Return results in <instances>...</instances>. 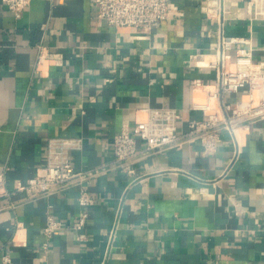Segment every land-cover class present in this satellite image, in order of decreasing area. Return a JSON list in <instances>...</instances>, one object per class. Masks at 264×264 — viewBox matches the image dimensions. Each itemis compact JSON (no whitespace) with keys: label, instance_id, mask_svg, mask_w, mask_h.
<instances>
[{"label":"crops","instance_id":"crops-1","mask_svg":"<svg viewBox=\"0 0 264 264\" xmlns=\"http://www.w3.org/2000/svg\"><path fill=\"white\" fill-rule=\"evenodd\" d=\"M169 3L161 25L145 33L97 20L94 0H32L19 18L0 0V169L8 165L7 186L35 175L57 136L81 137L72 163L97 170L82 183L95 196L83 240L72 227L81 184L35 198L19 194L15 208L0 200V264H264V119L237 129L238 145L225 130L210 152L184 136L181 146L139 158L133 176L105 167L114 160V135L132 128L144 109L176 108L178 134L204 116L191 108L207 98L193 80L215 82L207 62L218 22L204 12L207 0ZM222 3L225 33L250 37L254 60L264 59V20L254 18L248 0ZM38 44L62 53L63 63L37 64ZM48 212L62 221L50 238L43 231Z\"/></svg>","mask_w":264,"mask_h":264},{"label":"built area","instance_id":"built-area-1","mask_svg":"<svg viewBox=\"0 0 264 264\" xmlns=\"http://www.w3.org/2000/svg\"><path fill=\"white\" fill-rule=\"evenodd\" d=\"M9 11L19 18L32 0H2ZM253 16L264 20V0H248ZM95 18L114 27H134L142 32L151 33L168 16L169 0H94ZM204 12L218 22L215 52L208 64L216 68L215 82L207 84L196 78L193 84L207 92L205 101H195L191 108L203 112V117L193 119L187 125V131L178 134L177 124L181 114L171 106L144 109V116L136 120L132 128H124L114 135L112 148L114 160L106 168H115L130 176L135 175L134 163L152 152L170 150L188 139H199L205 151H214L221 141V133H230L237 144L236 130L246 128L251 122L264 119V59L254 60L253 44L250 37L234 36L225 33L224 7L222 0H207ZM37 64L48 61L61 65L63 55L60 52L44 51V45L38 44ZM235 49L234 58L230 51ZM244 93H241V92ZM226 93L235 94L234 102L226 101ZM215 100L212 104L211 100ZM82 147L81 137L57 136L49 138L45 147L43 163L37 167L36 174L26 179H17L13 186H7L8 165L0 169V200L10 208L16 207V196L24 193L28 198L46 195L71 184H81L78 203L82 210L72 227L78 232L77 239L83 240V231L95 196L83 182H89L97 173L94 168L76 169L71 160V151ZM123 211L122 204L116 209L113 225L108 236V247L118 230ZM22 222H16V228ZM62 229V221L52 212L46 215L43 228L48 238ZM47 247V243H45Z\"/></svg>","mask_w":264,"mask_h":264}]
</instances>
